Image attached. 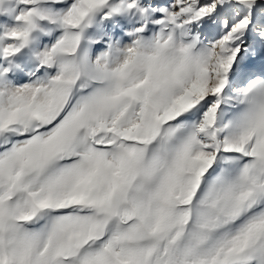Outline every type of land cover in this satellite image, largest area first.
Segmentation results:
<instances>
[{
	"label": "snow or ice",
	"instance_id": "snow-or-ice-1",
	"mask_svg": "<svg viewBox=\"0 0 264 264\" xmlns=\"http://www.w3.org/2000/svg\"><path fill=\"white\" fill-rule=\"evenodd\" d=\"M0 264H264V0H0Z\"/></svg>",
	"mask_w": 264,
	"mask_h": 264
}]
</instances>
